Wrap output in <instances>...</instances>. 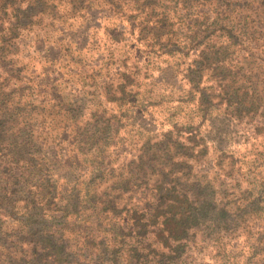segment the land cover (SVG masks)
Here are the masks:
<instances>
[{"label":"trees","instance_id":"1","mask_svg":"<svg viewBox=\"0 0 264 264\" xmlns=\"http://www.w3.org/2000/svg\"><path fill=\"white\" fill-rule=\"evenodd\" d=\"M92 8L120 32L88 69ZM60 132L85 185L52 180ZM0 264H264V0H0Z\"/></svg>","mask_w":264,"mask_h":264},{"label":"rangeland","instance_id":"2","mask_svg":"<svg viewBox=\"0 0 264 264\" xmlns=\"http://www.w3.org/2000/svg\"><path fill=\"white\" fill-rule=\"evenodd\" d=\"M88 16L89 17L86 25H83L82 29H78L82 30L81 34H79L75 29H69L68 33H70L72 37H75L77 41H80L84 44V58L86 63L85 67L90 69L93 64H97V58L101 55L100 53H102V50H105L107 46L114 43L111 39V35L116 37V33H119L120 31H118L119 28L116 25L117 20L115 15L112 16L104 10L92 8L90 9ZM118 35L121 36V33ZM127 61L129 62V59H127ZM111 72L112 68L109 73ZM61 125L62 124L59 120L55 122V125H53V128H51L50 130L55 131V129L59 128ZM50 127L51 126H48L47 123L40 125L41 129H47ZM63 134V132H60L61 137L59 139V142L57 141V139L55 142H47V144H49L43 146V152L46 156V159H48V163L53 169L51 172V174L53 173L52 180L58 183L62 182L63 179H67V181L70 182L80 180L78 182V185H85V182L86 180H88V175L91 173V171L87 172V165H84L85 163H82V159H84L85 157L91 158V156L81 152L80 149L74 147L72 144V137L66 135L67 137L64 138ZM257 134L259 136H257L256 138L253 137V133L251 134L252 136H248V133H245V135H235L233 138H230V142L228 143V150L236 151L250 145V143H258L261 139V135L259 133ZM49 138L50 137H48L47 141H51ZM135 146L136 145L134 143L130 142L124 144V148L127 151H133L135 149ZM104 154L106 156H104L102 167L105 170V173L103 177L93 180L92 185H89V187L92 191L95 190L96 192L100 193L102 199H108L116 197V186H112V183L116 181V171H118L116 167L119 162L122 161V158L120 156H116V143L115 145H110L107 148V151L104 152ZM123 154L124 158H127L129 156L127 152H123ZM82 170H84V173L86 171V173L84 174ZM108 170H110V172ZM60 184H62L63 188H65L66 185H64L63 183ZM59 203L66 202L62 199V201H60ZM101 203L104 202H100L99 204ZM92 207L93 206H91V208L84 209V215L87 214L90 217V220L96 217L95 212L97 211L96 207ZM57 214V218H59V213ZM103 215L104 213L99 214V217H101L103 219V222L105 223L106 221L105 218H103ZM75 217V214H73L69 219L72 220ZM112 220L116 222L115 217L114 219L112 218L110 222H112ZM242 237V235H239V243H241Z\"/></svg>","mask_w":264,"mask_h":264}]
</instances>
